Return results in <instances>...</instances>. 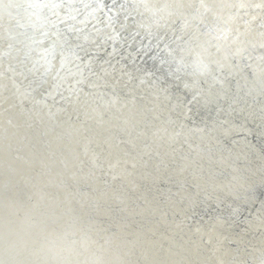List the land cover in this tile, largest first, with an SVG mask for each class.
<instances>
[{
  "label": "bare ground",
  "instance_id": "1",
  "mask_svg": "<svg viewBox=\"0 0 264 264\" xmlns=\"http://www.w3.org/2000/svg\"><path fill=\"white\" fill-rule=\"evenodd\" d=\"M103 2L46 57L0 17V235L30 264H264V0H151V30Z\"/></svg>",
  "mask_w": 264,
  "mask_h": 264
},
{
  "label": "clouds",
  "instance_id": "2",
  "mask_svg": "<svg viewBox=\"0 0 264 264\" xmlns=\"http://www.w3.org/2000/svg\"><path fill=\"white\" fill-rule=\"evenodd\" d=\"M104 9L103 0H78L75 3L72 0H0V17L8 26V39L21 44L26 54L40 51L45 57L54 53L39 48L43 42L41 37L57 29L58 20L83 24L97 19L102 12L107 16ZM113 11L115 15L117 10ZM118 11L125 12L127 16L139 17V27L151 30L163 26L167 17L173 14L174 6L154 3L151 0H124ZM113 18L109 17V20ZM37 33H40V36ZM53 35H56L59 41L58 31H53ZM52 47L55 48V44ZM47 63L50 67V60ZM43 247L45 245L40 248L26 247L11 227L0 235V252L6 253L13 264H30L40 256ZM57 247L56 240L50 241L48 251L51 252L53 260L59 258ZM97 259L102 261L104 257L101 255Z\"/></svg>",
  "mask_w": 264,
  "mask_h": 264
},
{
  "label": "water",
  "instance_id": "3",
  "mask_svg": "<svg viewBox=\"0 0 264 264\" xmlns=\"http://www.w3.org/2000/svg\"><path fill=\"white\" fill-rule=\"evenodd\" d=\"M119 202H123V200L122 201H119Z\"/></svg>",
  "mask_w": 264,
  "mask_h": 264
}]
</instances>
